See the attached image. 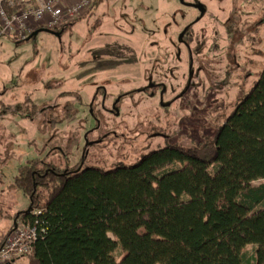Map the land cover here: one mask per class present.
<instances>
[{
  "label": "rangeland",
  "instance_id": "rangeland-1",
  "mask_svg": "<svg viewBox=\"0 0 264 264\" xmlns=\"http://www.w3.org/2000/svg\"><path fill=\"white\" fill-rule=\"evenodd\" d=\"M102 1L88 31L0 36V244L27 204L15 178L28 160L110 169L193 146L215 136L264 70V0ZM57 79L76 94L56 95Z\"/></svg>",
  "mask_w": 264,
  "mask_h": 264
},
{
  "label": "trees",
  "instance_id": "trees-1",
  "mask_svg": "<svg viewBox=\"0 0 264 264\" xmlns=\"http://www.w3.org/2000/svg\"><path fill=\"white\" fill-rule=\"evenodd\" d=\"M260 179L264 70L215 136L193 146L153 149L110 169L40 158L20 166L15 185L44 210L46 226L26 257L30 264H264ZM18 216L35 218L26 209Z\"/></svg>",
  "mask_w": 264,
  "mask_h": 264
},
{
  "label": "built area",
  "instance_id": "built-area-1",
  "mask_svg": "<svg viewBox=\"0 0 264 264\" xmlns=\"http://www.w3.org/2000/svg\"><path fill=\"white\" fill-rule=\"evenodd\" d=\"M95 0H0V36L24 39L36 28L62 29L83 17ZM34 220L14 221L0 244V264H13L32 253L36 240L46 233L41 220L43 209L28 206Z\"/></svg>",
  "mask_w": 264,
  "mask_h": 264
},
{
  "label": "crops",
  "instance_id": "crops-1",
  "mask_svg": "<svg viewBox=\"0 0 264 264\" xmlns=\"http://www.w3.org/2000/svg\"><path fill=\"white\" fill-rule=\"evenodd\" d=\"M102 0H100V2H99V4H98V6L96 7V8H92L88 13H86L83 17H80V19H78V20H74L73 22H71L72 23V26H71V28L72 27H76V26H78V25H80V26H82V31H83V28L85 27L86 29H87V31L89 30L88 29V19H89V17L91 16V13H94V12H96V10L98 9V7H99V5H100V3H101V5L103 4L104 5V1H102ZM85 23H87L86 24V26H84V24ZM36 29H39V28H36ZM36 29H34L33 31H35ZM33 31H31L30 33H29V35L33 32ZM48 32V31H47ZM28 35V36H29ZM1 36H9V37H12V36H10V35H1ZM27 36V37H28ZM27 37L26 38H24V39H21V40H27ZM12 38H15V37H12ZM20 39V38H19ZM34 74V73H33ZM32 79H35L34 81L36 82V81H39V82H36V86L38 85H40V81H41V77H38V78H34V77H32ZM59 79H57V81H56V84H55V89H54V91H58L57 92V94L56 95H61V93L62 92H65V91H76V90H72V89H69V88H62L61 87V85H62V83H59ZM65 80H63V82H64ZM74 83H76V85L77 86H79L78 85V83L80 82V80L79 79H73L72 80ZM41 86V85H40ZM37 89V88H36ZM35 89V92H39L40 90H39V88H38V90H36ZM34 92V91H33ZM32 93V92H31ZM33 99V98H32ZM34 101V100H33ZM25 102V101H24ZM35 103V102H34ZM36 104V103H35ZM23 121H29L28 123L29 124H27L28 125V127H30L29 129H30V131H32V127L30 126V125H32L33 126V122H32V120H29V119H21L20 120V122H23ZM32 122V123H31ZM24 125L27 127V125H26V123H24ZM26 199H27V204L24 206V208H17V213H19L20 211H22V210H25V208H27L28 206H29V204H30V200H29V198L26 196ZM16 213V214H17ZM18 219H21V218H19V216L18 217H15V215H14V217H13V219H12V223H14V221H16V220H18ZM11 223V224H12ZM2 240H0V242H1ZM21 259V258H20ZM20 259H17L13 264H15L18 260H20ZM29 260V259H28Z\"/></svg>",
  "mask_w": 264,
  "mask_h": 264
},
{
  "label": "water",
  "instance_id": "water-1",
  "mask_svg": "<svg viewBox=\"0 0 264 264\" xmlns=\"http://www.w3.org/2000/svg\"><path fill=\"white\" fill-rule=\"evenodd\" d=\"M199 8L203 9V7L201 5L198 6ZM40 31H48L51 32L53 34H55L56 36H58L59 38L62 37V31L60 30H55V29H51V28H39L36 29L35 31H33L28 37L27 40L31 39L32 37H34L35 35H37ZM182 36V35H181Z\"/></svg>",
  "mask_w": 264,
  "mask_h": 264
},
{
  "label": "flooded vegetation",
  "instance_id": "flooded-vegetation-1",
  "mask_svg": "<svg viewBox=\"0 0 264 264\" xmlns=\"http://www.w3.org/2000/svg\"><path fill=\"white\" fill-rule=\"evenodd\" d=\"M193 6H195V7L198 8L199 4H194ZM154 86H155V85H154ZM124 93H125V92H124ZM117 104H118V103H117ZM117 104H116V105H117Z\"/></svg>",
  "mask_w": 264,
  "mask_h": 264
}]
</instances>
